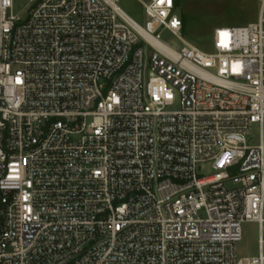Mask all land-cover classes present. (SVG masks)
I'll use <instances>...</instances> for the list:
<instances>
[{
    "label": "built area",
    "instance_id": "2783aa9c",
    "mask_svg": "<svg viewBox=\"0 0 264 264\" xmlns=\"http://www.w3.org/2000/svg\"><path fill=\"white\" fill-rule=\"evenodd\" d=\"M23 1L0 0V264H264V0L212 53L175 0H140L145 27L119 0Z\"/></svg>",
    "mask_w": 264,
    "mask_h": 264
},
{
    "label": "rangeland",
    "instance_id": "374dc122",
    "mask_svg": "<svg viewBox=\"0 0 264 264\" xmlns=\"http://www.w3.org/2000/svg\"><path fill=\"white\" fill-rule=\"evenodd\" d=\"M24 4L23 0H15V15L25 17ZM117 4L134 21L145 27L146 16L140 0H119ZM258 12V0H181V5L177 9L179 17H182L183 14L189 17V21L183 23L181 37L189 44L207 53L213 52V34L217 28L246 26L257 20ZM160 38L162 42L177 50H180L184 45L179 38L168 31H163ZM140 46L143 47L144 44L141 43ZM146 54L148 58L151 57L150 49H146ZM260 136L259 126L254 125L251 131V145H258ZM200 173L202 175L212 174L210 164L202 165ZM227 187L232 188L233 186L228 184ZM237 254L241 260L258 255L257 224H243L242 241L237 245Z\"/></svg>",
    "mask_w": 264,
    "mask_h": 264
},
{
    "label": "trees",
    "instance_id": "16d2710c",
    "mask_svg": "<svg viewBox=\"0 0 264 264\" xmlns=\"http://www.w3.org/2000/svg\"><path fill=\"white\" fill-rule=\"evenodd\" d=\"M175 5H176V8L178 9L180 7V5H181V0H175ZM182 19H183V23L184 22L186 23V22L189 21V17L186 16L185 14L182 15ZM222 27H225V26H222Z\"/></svg>",
    "mask_w": 264,
    "mask_h": 264
}]
</instances>
